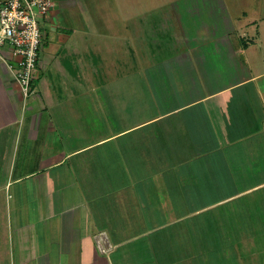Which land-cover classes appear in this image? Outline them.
Instances as JSON below:
<instances>
[{
    "label": "crops",
    "instance_id": "obj_1",
    "mask_svg": "<svg viewBox=\"0 0 264 264\" xmlns=\"http://www.w3.org/2000/svg\"><path fill=\"white\" fill-rule=\"evenodd\" d=\"M141 1L212 15L194 35L177 11L170 30L187 87L120 73L106 37ZM48 21L28 94L0 47V264H264V141L242 126L264 117V0H54Z\"/></svg>",
    "mask_w": 264,
    "mask_h": 264
},
{
    "label": "rangeland",
    "instance_id": "obj_2",
    "mask_svg": "<svg viewBox=\"0 0 264 264\" xmlns=\"http://www.w3.org/2000/svg\"><path fill=\"white\" fill-rule=\"evenodd\" d=\"M187 3V2H186ZM162 4H165L164 1H162V3L158 4L157 2H147V1H141L140 2V6L139 7H123V8H118L117 12H120V19L121 21H116V23H114L112 26H114L113 31L111 30V32H117L113 33L115 35H121V39L120 40H116L113 37H106V41L107 43H110L113 48H116V55H119L118 57H116L114 55V58L117 59H122L126 62L127 66L123 65L122 66V71L120 72L121 74H123V71L126 69H135L137 68V65H139L140 69H142V66L144 65H149L153 67V75L156 77L155 80L158 81L159 79L163 80L162 82H165L166 78L167 79H172L175 82L170 83L171 85L174 86V88L176 89V85H178L176 83V81H178V83H182L184 82L185 87H187L188 83L187 81L189 80V76L187 74L184 73H188L187 71L183 72L180 70V60L182 59L181 57L177 58V57H172L169 58V53L171 52L169 49H167V45L171 46V42L175 44H179L183 46V41L178 40L175 41L173 39V35L179 32H175L174 34H172L173 30L176 31V29L173 28H178L177 25V11H184V16L187 18V21H189L190 24V33L192 32L194 35L195 32L197 31H202L201 29H204L203 27H205V25L210 26L209 28L211 29L210 31L214 30L215 24H210L211 19H212V15H210L208 12L206 13V9H198L200 12V15L203 14V20L208 21V22H204L200 23L198 20V17L195 13H191L194 12L195 10H193L192 7L189 8L188 7H184V8H166V7H162ZM166 8V9H165ZM219 13L225 15V9H216ZM167 12H170V16L168 17ZM106 16L103 15V19ZM165 20V21H164ZM117 22H122V23H117ZM174 22V23H173ZM179 24V23H178ZM105 28L103 29V32H108V30L106 29L108 25H104L102 24ZM102 25H95L96 27H94V25L91 27L93 30L97 31L100 30L98 29V26L100 28H102ZM172 30V31H170ZM169 32V33H168ZM157 33V34H156ZM159 33H163V34H159ZM123 35V36H122ZM133 35V36H132ZM169 36H171V38H169ZM157 37L159 38H163L166 37L165 39H157ZM169 38V40H168ZM194 41H197L196 39H194ZM96 42V41H95ZM137 45H139L140 48V54H139V49H135L134 51V57L136 58L137 55L139 56L140 60H139V64L138 61L135 60V58L133 59V56L131 54L130 56V52L132 50V46L137 47ZM161 45H163L164 50L161 48ZM148 49V52H147ZM172 50V49H171ZM175 50V49H173ZM151 53V55L149 54ZM166 53V54H165ZM137 54V55H136ZM165 54V55H164ZM240 58H241V53L239 54ZM179 62V63H177ZM100 68V66H99ZM98 68V69H99ZM187 69V68H186ZM80 74V73H78ZM89 76H94L93 79L97 80L96 76H101L100 72L97 71L96 73H88ZM104 75V73H102ZM137 74V73H136ZM140 74V73H139ZM138 74V76H139ZM152 74V73H151ZM110 76H114V73H112V75H108ZM147 76L148 73H147ZM140 78H142L143 82H145V78L142 74H140L139 76ZM111 78V77H110ZM145 78V79H144ZM130 79V76H129ZM150 79V78H149ZM153 79V78H151ZM171 80V81H172ZM142 83V82H141ZM176 83V85H175ZM144 84V83H143ZM144 87V86H143ZM125 96H129L130 93H132L134 90V83L132 81H129V83L125 84V86L123 87ZM121 90V91H123ZM144 91V89H143ZM177 91L179 92L178 88ZM188 92V91H187ZM146 94V91L144 92ZM145 94L140 93L139 97L140 98H146ZM149 96V95H148ZM253 96V95H252ZM153 98V97H152ZM126 103H128L130 106H132V113L133 116H136V113L134 111V104L132 103L131 99L130 100H126ZM150 101H152L151 97H150ZM158 101V99H157ZM139 102V101H138ZM144 102L142 101L140 104H143ZM146 104L144 105H137L136 109L137 111L139 109H146L143 108ZM249 104H246V107H249ZM134 107V108H133ZM139 107V108H138ZM151 108H154L153 106ZM160 108V104L156 103L155 104V111ZM251 118V119H250ZM249 120H247V123H243L242 126L245 127V129H249V130H255L257 129L258 126H260V128L262 129V133L260 134V139L263 142L264 141V126H263V116L259 117L256 116L254 117L253 114L250 115ZM253 156H261L262 159H264V151H259L258 153L256 152H252ZM253 171V170H252ZM263 191H261V194H264V188L262 189ZM256 196H252V198H248L247 201H251V204L253 205L252 210H254V212H252V215H255L256 217H258V213L259 211H261L263 208L259 203L258 198H255ZM247 199V198H246ZM245 199V200H246ZM246 201V202H247ZM239 202V201H237ZM251 210V211H252ZM251 211H249L248 213H245L242 211V216H246L244 217V221L250 222V217L248 215L251 216ZM263 214V213H262ZM240 213H237L235 216V219L239 220L240 218H242ZM259 218H256V220ZM262 219L260 218V224H261ZM259 225V224H257ZM236 228H239L238 226H235L234 229L235 231L238 232V230ZM243 228V227H242ZM259 228V227H257ZM241 229V228H240ZM242 230V229H241ZM235 231H232V233H235ZM262 234V233H261ZM237 235V234H236ZM264 240V239H263ZM264 241H262V244H260L261 246H257V247H253L254 250L257 252L258 256L261 258V260H264Z\"/></svg>",
    "mask_w": 264,
    "mask_h": 264
},
{
    "label": "built area",
    "instance_id": "obj_3",
    "mask_svg": "<svg viewBox=\"0 0 264 264\" xmlns=\"http://www.w3.org/2000/svg\"><path fill=\"white\" fill-rule=\"evenodd\" d=\"M53 6L54 0H0V47L5 43L12 47L15 59L8 67L24 94L35 79L44 27Z\"/></svg>",
    "mask_w": 264,
    "mask_h": 264
},
{
    "label": "water",
    "instance_id": "obj_4",
    "mask_svg": "<svg viewBox=\"0 0 264 264\" xmlns=\"http://www.w3.org/2000/svg\"><path fill=\"white\" fill-rule=\"evenodd\" d=\"M242 57H243V55H242Z\"/></svg>",
    "mask_w": 264,
    "mask_h": 264
}]
</instances>
